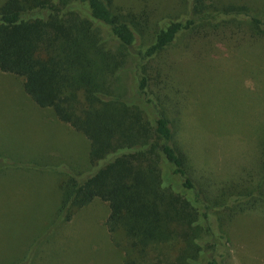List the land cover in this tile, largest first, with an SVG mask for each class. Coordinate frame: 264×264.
<instances>
[{"label": "rangeland", "instance_id": "1", "mask_svg": "<svg viewBox=\"0 0 264 264\" xmlns=\"http://www.w3.org/2000/svg\"><path fill=\"white\" fill-rule=\"evenodd\" d=\"M111 1L144 25L136 51L170 20H195L198 31V21L208 19V35L179 34L138 73L208 206L205 247L212 245L217 264H264V0H206L201 7L194 0ZM231 7L239 14L218 12ZM23 82L0 70V264H121L106 201L93 199L69 221L57 217L64 178L56 167L43 168L46 157L62 163L59 170H82L87 141L35 104ZM183 247L173 240L164 249L176 255Z\"/></svg>", "mask_w": 264, "mask_h": 264}, {"label": "trees", "instance_id": "2", "mask_svg": "<svg viewBox=\"0 0 264 264\" xmlns=\"http://www.w3.org/2000/svg\"><path fill=\"white\" fill-rule=\"evenodd\" d=\"M194 1L201 7L206 0ZM226 9L216 8L239 14ZM207 21L195 31V20H170L136 51L144 25L127 20L111 0H0V70L23 77L24 93L87 141L82 170H59L62 163L46 157L43 168L56 167L64 178L57 217L69 221L93 199L106 201L121 264H217L212 245L205 247L208 206L138 73L179 34L208 35ZM173 240L184 245L176 255L164 249Z\"/></svg>", "mask_w": 264, "mask_h": 264}]
</instances>
